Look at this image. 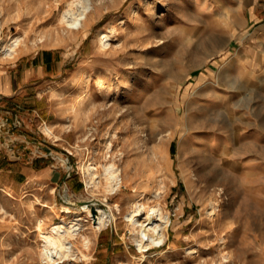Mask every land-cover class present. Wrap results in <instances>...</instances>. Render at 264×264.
<instances>
[{
  "label": "rangeland",
  "instance_id": "1",
  "mask_svg": "<svg viewBox=\"0 0 264 264\" xmlns=\"http://www.w3.org/2000/svg\"><path fill=\"white\" fill-rule=\"evenodd\" d=\"M73 1L0 0V47L21 38L0 69L61 62L0 102V264H264V81L243 70L240 0H94L81 31L61 20ZM107 160L118 191L83 172ZM142 195L172 218L145 257L126 222ZM85 202L115 216L98 233L83 216L90 259H43L42 232Z\"/></svg>",
  "mask_w": 264,
  "mask_h": 264
},
{
  "label": "bare ground",
  "instance_id": "2",
  "mask_svg": "<svg viewBox=\"0 0 264 264\" xmlns=\"http://www.w3.org/2000/svg\"><path fill=\"white\" fill-rule=\"evenodd\" d=\"M73 5L74 6H70L63 10L61 13V20L66 27L81 31L84 29L88 19L94 14L96 2L94 0H76L75 3L73 1ZM97 38L102 45L109 43L110 36L108 30L101 31ZM20 40L21 38L16 36L9 41H5L0 47V51L6 56L13 55ZM77 106L78 104L73 101L71 107L74 111H77ZM44 129L49 135L57 136L54 132L53 126L45 123ZM111 147L110 143L108 145V150ZM82 166L84 174L88 176L87 181L92 186L100 177H104L106 183L112 185V189L115 188V191L120 190V186L123 184L122 173L113 160L102 162L100 164L102 171L98 170L96 163H85ZM145 198L146 196L142 195L126 215V222L129 225L130 236L136 242L143 257H145L150 248L165 245L168 239V225L172 223L171 215L168 212H164L159 205L156 207L147 205L146 202L142 200ZM92 208V204L85 202L82 209L71 218L67 228H61L59 225H54V235H52L53 233L47 234L46 232H42L44 237L42 247L43 259L49 262H56L60 259L65 260L73 256H81L85 257V259H90L89 254L86 253L85 250L80 251L76 244V241L80 240L82 246L88 251L92 244V236L88 235V233L86 234L84 230L85 224L82 222L83 216L87 214L91 216V224L95 233L103 231L115 219L111 209L99 207L97 209L98 212L93 213ZM140 211H144V215L140 216ZM79 253H81V255Z\"/></svg>",
  "mask_w": 264,
  "mask_h": 264
},
{
  "label": "crops",
  "instance_id": "3",
  "mask_svg": "<svg viewBox=\"0 0 264 264\" xmlns=\"http://www.w3.org/2000/svg\"><path fill=\"white\" fill-rule=\"evenodd\" d=\"M242 12L245 13V35L239 43L243 55L245 72L250 74L251 78H259L264 81V0H240L237 4ZM227 28V26H225ZM240 29V27H236ZM237 34V32H234ZM54 53L47 55L46 59L36 56L32 57L30 63L27 60L26 66L22 67L23 76L19 82L15 80L13 74L7 73V66L0 69V102L3 107V113L7 114V97H15L20 92L22 85H26V81L35 73L43 72V69L57 66L60 67L61 62L55 57ZM36 60V61H35Z\"/></svg>",
  "mask_w": 264,
  "mask_h": 264
}]
</instances>
